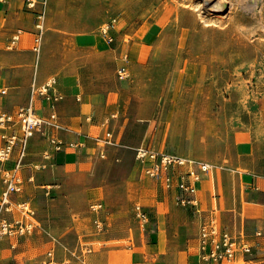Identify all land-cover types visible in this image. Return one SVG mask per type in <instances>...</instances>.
Returning <instances> with one entry per match:
<instances>
[{
    "label": "rangeland",
    "instance_id": "rangeland-1",
    "mask_svg": "<svg viewBox=\"0 0 264 264\" xmlns=\"http://www.w3.org/2000/svg\"><path fill=\"white\" fill-rule=\"evenodd\" d=\"M170 1L51 0L50 2L48 30L42 50L46 70L55 71V74H63L69 70L81 74L84 71L90 83L99 82V85L108 90L113 88L118 90L120 93L118 100L126 105L124 114L128 119V128H124L120 138L124 140L123 147L115 151L111 150L108 153L109 157L88 168L84 185L95 186L106 184L107 181L111 183L128 179L129 201L140 205L154 202L158 197V190L152 187L146 176L137 172L141 171L142 167L136 162L139 146L144 140V145H148L146 142L152 139V145L157 151L190 154L194 157H185L197 163L209 164L208 171L211 170L216 179L217 174L221 177L228 173L232 174L230 178L224 177L226 181L222 182V185L225 188H221L218 194L228 196L230 194L228 186L231 185L236 195L234 199L240 201L243 198L241 192L244 191H247V197L250 198L252 193L245 184L248 181L241 179L240 173L255 174L252 178L253 182L260 176L264 179V31L261 32L264 30V0H225L223 15L209 10L204 0ZM221 18L226 19L223 24ZM193 20L194 25L191 24ZM178 22L180 25H177ZM108 24L110 28L104 31ZM210 25L212 29L208 28ZM154 29L157 30L156 33L160 30V35L156 34ZM211 30L213 33L209 32ZM216 30L221 31V34ZM216 32L217 36H215ZM101 33L114 38L111 41L114 48L111 53L101 52L95 48V39ZM153 34L157 35L155 40L151 38ZM230 34L231 36L228 37ZM230 38L233 41H230ZM202 44L204 45L201 46ZM248 50H251V53ZM121 71L126 75L125 77H122ZM129 71L131 74L128 73ZM143 110L151 113L154 110L157 117L149 130L143 124H133L132 120V123L130 122V119L142 116ZM161 110L165 111L164 117L168 113V118L157 127L156 121ZM244 130H252L259 144L258 150L248 158L240 154L236 148V138H239L242 134L240 132ZM107 131L105 129L103 135L106 134L108 140H114V133ZM38 147L32 150L35 158L41 152V148ZM100 172L109 175L102 177L98 175L101 174ZM59 176L56 172L45 170L37 177V183L45 185L62 183V177ZM229 179L231 182H228ZM61 189L63 190V187ZM41 190L42 188L33 193L36 204L40 205L38 231L41 235L39 238L41 252H45L53 244L73 260L74 264L78 253L76 251H79L81 244L92 247L93 251L90 253H93L96 237L80 236L96 233L94 216L91 215L90 210L83 215L73 213L76 216V226L73 223L68 226L58 225V230L54 231L56 236L52 237L49 235L47 225L41 224L42 219L48 217L47 196H49ZM112 198H116L115 192ZM112 198L110 197V202L114 203ZM105 199L109 207V201L106 197ZM95 202L100 200L92 201L91 208ZM184 206L195 207V211H198L195 213L197 215L202 213L201 209L196 208L197 204L187 203ZM93 211L95 213L100 210ZM191 211L190 209L187 212L189 220L195 218L194 212ZM200 218L203 223L206 222L204 214ZM193 227H190L191 232ZM107 262L105 258H97V264Z\"/></svg>",
    "mask_w": 264,
    "mask_h": 264
},
{
    "label": "crops",
    "instance_id": "crops-1",
    "mask_svg": "<svg viewBox=\"0 0 264 264\" xmlns=\"http://www.w3.org/2000/svg\"><path fill=\"white\" fill-rule=\"evenodd\" d=\"M26 2L27 0H0V104L6 111L15 112L19 106L33 102L37 112L47 120L53 112L57 113V119L54 123L47 122L43 131L35 132L30 138L22 169L24 193L20 192L13 196L15 201H28L31 204L35 210L31 217L36 228L30 234L0 237V264H41L52 248L60 262L69 260L74 264L73 260L53 244L45 252H41L39 243L41 235L38 231L40 205L36 204V198L33 197V193L41 188L43 193L49 195L48 217L42 219L41 224L47 225L50 236H56L54 231L58 230V225L68 226L73 223L76 226V216L73 213L83 215L90 210L94 216L96 233L80 235L96 237L94 252L90 253L93 251L92 247L81 244L79 251H76L78 253L75 264H97L98 257L108 261L104 264H201L199 234L202 224L211 221H215L220 228L231 232L239 239L247 240L254 245L252 253L240 252L235 264H264L262 176L253 182L255 174L240 173V178L248 181L245 182L246 188L250 190L252 196L248 198L247 191H244L241 192L243 198L237 201L234 199L236 195L231 185L228 186L230 193L228 196L218 194L221 188H225L222 185V182L226 181L224 177L230 178L232 174L228 173L223 177L217 174L216 179L211 170L203 172L196 194L198 198L196 208L201 209L200 215L195 214L198 212L195 211V207L180 204V197L185 195L183 190L178 187L172 189L164 187L161 181L149 177L143 169L137 172L146 176L152 187L158 190V197L154 202L140 205L129 201L128 179L111 183L107 181L106 184L95 186L84 185L88 168L109 157L108 153L111 150L123 147L124 140L120 138L124 128H128V119L124 114L126 105L118 100L117 97L120 95L118 90L114 88L108 90L99 85V82L90 83L84 71L81 74L71 70L55 74V71L46 70L42 50L48 30L51 0H48L47 4L46 29L39 53L33 49L36 9H30ZM42 6L40 0L37 8ZM19 30L20 39L13 44V36ZM154 32L157 30L154 29ZM160 33L159 30L156 34ZM156 34L151 38H156ZM94 43L95 48L101 52L111 53L114 50L105 33L97 36ZM52 77L57 79L56 89L64 98L54 104L42 96L34 98V86L42 85ZM164 112L161 110L159 113L157 127L168 118V113L164 117ZM150 113L143 110L142 116L132 118L130 122L132 120L133 124H143L149 130L157 118L154 110ZM105 129L108 131L111 129L110 132L115 135L114 140H108L106 134L103 135ZM240 133H242L239 135L240 139L236 138V148L240 154L248 158L258 150L259 144L252 130ZM102 142L105 144H101ZM146 143L155 149L152 139ZM2 144L3 139L0 135V145ZM144 144L145 140L141 145ZM36 146L41 148L37 158L32 155V150ZM16 152L17 148L15 154ZM170 152L184 157H194L190 154ZM14 158L15 156L13 159L0 161V198L4 187L5 170L13 168ZM195 169L201 171L200 163L195 165ZM45 170L60 175L62 183L49 185L37 183V177ZM100 173L98 175L102 177L109 175ZM228 182H231L230 179ZM114 192L115 199L112 198ZM105 197L109 201V207ZM110 197L114 203L110 202ZM95 200L103 202L105 207L94 213L91 202ZM139 207L146 213V218L140 216ZM190 209L195 214L192 220H189L187 215ZM203 214L206 216L205 223L200 218ZM5 215L13 218L21 216V213L14 211ZM191 226H194L192 232Z\"/></svg>",
    "mask_w": 264,
    "mask_h": 264
},
{
    "label": "built area",
    "instance_id": "built-area-1",
    "mask_svg": "<svg viewBox=\"0 0 264 264\" xmlns=\"http://www.w3.org/2000/svg\"><path fill=\"white\" fill-rule=\"evenodd\" d=\"M39 2L40 0H27L26 2L30 9H36V32L33 49L38 53L41 50L46 29L45 20L48 0H41L43 6L37 8ZM108 28H110L109 24L104 31ZM20 34L21 30L13 36V44L20 39ZM109 39L112 41L114 38L110 36ZM122 71L121 75L125 77L126 75ZM56 84L57 79L52 77L46 83L34 86L33 97L42 96L51 104L61 101L64 95L56 89ZM49 118L47 120L39 114L33 102L19 106L15 112L6 111L0 104V135L3 139V144L0 145V161L10 160L15 156L13 168L5 170L3 177L4 187L0 198V237L30 234L36 228V224L31 217L35 210L28 201H15L13 196L24 190L22 169L25 164L24 160L27 156L30 138L35 132L43 131L47 122L54 123L57 119V113L53 112ZM16 148L17 152L15 154ZM58 148H60V144H58ZM136 159L145 173L149 177L161 181L164 187L169 189L178 187L183 190L185 195L180 197L181 203L198 204L196 195L198 183L201 180L202 173L209 170V164L200 163L201 171H197L195 160L174 153L160 152L147 145L139 146ZM186 166L188 168H185ZM103 206V202L100 201L95 202L92 208L93 210H101ZM139 209L140 216L146 218V213L143 212L141 207ZM14 211H19L21 216L10 218L5 215V213ZM200 240L201 264H235L240 252L250 254L254 250L252 243L241 240L231 232L220 228L215 221H211L202 227ZM41 264L72 263L69 260L60 262L56 257L55 250L52 248Z\"/></svg>",
    "mask_w": 264,
    "mask_h": 264
},
{
    "label": "bare ground",
    "instance_id": "bare-ground-1",
    "mask_svg": "<svg viewBox=\"0 0 264 264\" xmlns=\"http://www.w3.org/2000/svg\"><path fill=\"white\" fill-rule=\"evenodd\" d=\"M171 1H172V0H171ZM171 1H170V2H171ZM178 1H179V0H178ZM191 1H192V0H191ZM236 1H237V0H236ZM158 2H159V1H158ZM186 2H188V1H186ZM250 2H251V1H250ZM259 2H260V1H259ZM168 3H169V2H168ZM188 3H189V2H188ZM204 3H205L207 6H209V10L213 11V13H217L218 15H223L222 12L225 11V7H226V2H225V0H204ZM193 4H194V2H193ZM173 5H174V4H172V6H173ZM231 5H232V4H231ZM234 5H235V4H234ZM249 5H250V4H249ZM174 6H175V5H174ZM237 6H238V4H237ZM237 6H236V7H237ZM255 6H256V5H255ZM163 7H164V6H163ZM175 7H176V6H175ZM181 7H182V6H181ZM184 7H185V6H184ZM239 7H240V6H239ZM167 8H168V7H167ZM187 8H188V7H187ZM187 8H186V9H187ZM189 8H190V7H189ZM186 9H185V10H186ZM201 9H202V8H201ZM232 9H233V7H232ZM251 9H252V8H251ZM187 10H188V9H187ZM189 10H190V9H189ZM191 10H193V9H191ZM235 10H236V8H235ZM242 10H243V9H242ZM163 11H164V10H163ZM183 11H184V10H183ZM200 11H201V10H200ZM178 12H179V10H178ZM185 12H186V11H185ZM189 12H190V11H189ZM193 12H194V11H193ZM247 12H248V11H247ZM251 12H252V11H251ZM187 13H188V12H187ZM230 13H232V12H230ZM242 13H243V12H242ZM244 13H246V12H244ZM254 13H255V12H254ZM182 14H183V13H182ZM190 14H191V13H190ZM195 14H196V13H195ZM239 14H240V13H239ZM261 14H262V13H261ZM191 15H192V14H191ZM193 15H194V14H193ZM207 15H208V14H207ZM242 15H243V14H242ZM244 15H245V17L247 16L246 14H244ZM176 16H177V15H176ZM196 16H197V15H196ZM214 16H216V15L214 14ZM235 16H236V14H235ZM198 17H199V16H198ZM229 17H230V16H229ZM247 17H248V16H247ZM247 17H246V19H248ZM260 17H261V16H260ZM263 17H264V16H263ZM263 17H262V18H263ZM195 18H197V17H195ZM215 18H216V17H215ZM218 18H219V17H218ZM262 18H261V19H262ZM191 19H193V17H192ZM224 19H225V18H224ZM224 19L221 18V22H222V24L224 23ZM198 20H199V19H198ZM225 20H226V19H225ZM262 20H263V19H262ZM195 21H196V20H195ZM213 21L215 22V21H217V20H213ZM227 21H228V20H227ZM230 21H231V20H229V22H230ZM244 21H245V20H244ZM253 21H254V20H253ZM259 21H260V20H259ZM206 22H207V21H206ZM208 22H209V21H208ZM233 22H234V21H233ZM233 22H232V23H233ZM251 22H252V20H251ZM261 22H262V21H261ZM199 23H201V22H199ZM236 23H237V22H236ZM28 24H29V23H28ZM178 24H179V22L177 23V25H178ZM191 24L194 25V20H193V23H191ZM179 25H180V24H179ZM181 25H183V23H182ZM197 25H198V24H197ZM197 25H196V26H197ZM202 25H203V24H202ZM232 25H234V24H232ZM263 25H264V24H263ZM239 26H240V25H239ZM242 26H243V25H242ZM192 27H193V26H192ZM192 27H191V28H192ZM203 27H205V26H203ZM228 27H229V26H228ZM228 27L226 26V28H228ZM230 27H231V24H230ZM230 27H229V28H230ZM232 27H234V26H232ZM235 27H236V26H235ZM243 27L245 28V26H243ZM243 27H242V28H243ZM258 27H259V26H258ZM263 27H264V26H263ZM32 28H33V27H32ZM184 28H186V27H184ZM195 28H196V27H195ZM200 28H201V27H200ZM208 28H211V29H212L211 25H210ZM229 28H228V29H229ZM237 28H239L238 25H237ZM244 28H243V29H244ZM198 29H199V28H198ZM204 29H206V28H204ZM204 29H203V30H204ZM220 29H221V28H220ZM232 29H233V28H232ZM243 29H242V30H243ZM246 29H248V28H246ZM246 29H245V30H246ZM249 29H250V28H249ZM259 29H262V28H259ZM189 30H190V29H189ZM201 30H202V29H201ZM201 30H200V31H201ZM203 30H202V31H203ZM209 30H210V29H209ZM238 30H239V29H238ZM238 30H237V31H238ZM197 31H199V30H197ZM205 31H206V30H205ZM216 31H217V30H216ZM223 31H224V29H223ZM223 31H222V32H223ZM235 31H236V30H235ZM237 31H236V32H237ZM239 31H240V30H239ZM263 31H264V30H261L262 33H263ZM180 32H181V31H180ZM209 32H212V30L209 31ZM217 32H219V31H217ZM217 32H216V35L214 34L215 36H217ZM220 32H221V31H220ZM220 32H219V33H220ZM231 32H232V31H231ZM244 32H245V31H244ZM247 32H248V31H247ZM253 32H254V31H253ZM200 33H201V32H200ZM207 33H208V32H207ZM212 33H213V32H212ZM232 33H233V32H232ZM232 33H231V34H232ZM237 33H239V32H237ZM251 33H252V31H251ZM180 34H181V33H180ZM196 34H197V33H196ZM196 34H195V35H196ZM220 34H221V33H220ZM231 34H230L228 37H230ZM240 34H241V31H240ZM242 34H243V33H242ZM246 34H247V33H246ZM256 34H257V33H256ZM197 35H199V34H197ZM200 35H202V34H200ZM218 35H219V34H218ZM224 35L226 36L225 32H224ZM224 35H223V36H224ZM248 35H249V33H248ZM251 35H252V34H251ZM169 36H170V35H169ZM187 36H188V35H187ZM203 36H204V35H203ZM223 36H222V37H223ZM236 36H237V35H236ZM243 36H244V35H243ZM243 36H242V38H243ZM249 36H250V35H249ZM260 36H261V35H260ZM170 37H171V36H170ZM195 37H197V39H199L198 36H195ZM205 37H206V34H205ZM220 37H221V36H220ZM226 37H227V36H226ZM200 38H202V37H200ZM203 38H204V37H203ZM216 38L219 39V37H216ZM245 38H247V37L245 36ZM248 38H249V37H248ZM211 39H212V38H211ZM213 39H214V38H213ZM223 39H224V38H223ZM233 39H234V38H233ZM235 39H237V38H235ZM249 39H250V38H249ZM249 39H248V40H249ZM251 39H252V38H251ZM176 40H177V39H176ZM195 40H196V39H195ZM220 40H221V39H220ZM238 40H239V39H238ZM246 40H247V39H246ZM211 41H212V40H211ZM215 41H216V39H215ZM218 41H219V40H218ZM223 41H225V39H224ZM230 41H233V40H231V38H230ZM235 41H236V40H235ZM260 41H261V40H260ZM189 42H190V41H189ZM193 42H194V41H193ZM209 42H210V41H209ZM213 42H214V41H213ZM213 42H212V43H213ZM249 42H250V41H249ZM255 42H256V41H255ZM261 42H262V41H261ZM261 42H260V43H261ZM201 43H202V42H201ZM203 43H204V42H203ZM206 43H207V42H206ZM210 43H211V42H210ZM217 43H218V42H217ZM217 43H216V44H217ZM226 43H227V42H226ZM229 43H230V42H229ZM234 43H235V42H234ZM251 43H252V42H251ZM262 43H263V42H262ZM187 44H188V43H187ZM190 44H192V41H191ZM221 44H222V43H221ZM235 44H236V43H235ZM238 44H239V42H238ZM241 44H242V43H241ZM177 45H178V44H177ZM203 45H204V44H202L201 46H203ZM210 45H212V44H210ZM219 45H220V43H219ZM224 45H225V44H224ZM226 45H227V44H226ZM236 45H237V44H236ZM248 45H250V44H248ZM253 45H254V44H253ZM253 45H252V46H253ZM262 45H263V44H262ZM262 45H261V47H262ZM207 46H208V45H207ZM214 46H216V45H214ZM237 46H239V45H237ZM242 46H244V45L242 44ZM242 46H241V47H242ZM257 46H258V45H257ZM180 47H181V46H180ZM190 47H191V45H190ZM192 47H193V46H192ZM224 47H225V46H224ZM224 47H223V48H224ZM247 47H248V46H247ZM195 48H196V47H195ZM195 48H194V49H195ZM230 48H231V47H230ZM237 48H239V47H237ZM189 49H190V48H189ZM196 49H197V48H196ZM206 49H207V47H206ZM245 49H246V48H245ZM248 49H249V48H248ZM250 49H252V48L250 47ZM256 49H258V48H256ZM187 50H188V49H187ZM192 50H193V49H192ZM210 50H211V49H210ZM216 50H217V48H216ZM220 50H221V49H220ZM232 50H234V49H232ZM253 50H254V49H253ZM258 50H259V49H258ZM182 51H183V50H182ZM193 51H195V50H193ZM199 51H200V50H199ZM208 51H209V50H208ZM237 51H238V50H237ZM242 51H244V50H242ZM248 51H249V50H248ZM250 51H251V50H250ZM250 51H249V52H250ZM254 51H255V50H254ZM195 52H196V51H195ZM230 52H231V51H230ZM230 52H229V53H230ZM198 53H199V52H198ZM250 53H251V52H250ZM256 53H257V52H256ZM184 54H185V53H184ZM186 54H187V53H186ZM186 54H185V55H186ZM191 54L194 55V53H191ZM191 54H190V55H191ZM195 54H196V53H195ZM225 54H226V53H225ZM240 54H241V53H240ZM207 55H208V54H207ZM209 55H210V54H209ZM209 55H208V56H209ZM232 55H233V54H232ZM237 55H238V54H237ZM255 55H256V54H255ZM191 56H192V55H191ZM191 56H190V57H191ZM225 56H226V55H225ZM227 56H229V55H227ZM185 58H186V57H185ZM191 58H192V57H191ZM241 58H242V56H241ZM180 59H181V58H180ZM189 59H190V58H189ZM193 59H194V58H193ZM195 59H196V58H195ZM227 59H229V58H227ZM238 59H239V58H238ZM187 60H188V59H187ZM197 60H198V59H197ZM205 60H206V59H205ZM208 60H209V59H208ZM228 61H229V60H228ZM177 63H178V62H177ZM196 63H197V61H196ZM210 65H211V64H210ZM225 65H227V62H226ZM228 65H229V64H228ZM233 65H234V64H233ZM216 66H217V65H216ZM218 66H219V65H218ZM231 66H232V65H231ZM253 66H254V65H253ZM217 68H219V67H217ZM217 68H216V70H217ZM221 68H222V67H221ZM230 68H231V67H230ZM202 69H203V68H202ZM209 70H210V69H209ZM231 70H233V69L231 68ZM219 71H222V70H220V68H219ZM223 71H224V70H223ZM226 71H227V70H226ZM249 71H250V70H249ZM208 72H209V71H208ZM231 72H232V71H231ZM128 73L131 74L130 71H129ZM183 73H184V72H183ZM209 73H210V72H209ZM218 73H219V72H218ZM218 73H217V74H218ZM135 74H136V73H135ZM167 74H168V73H167ZM171 74H172V73H171ZM204 74H205V73H204ZM220 74H221V73H220ZM224 74H225V73H223V75H224ZM226 74H227V73H226ZM228 74H229V73H228ZM169 75H170V74H169ZM183 75H184V74H183ZM179 76H180V75H179ZM225 76H226V75H225ZM170 77H171V76H170ZM227 77H228V76H227ZM183 78H184V77H183ZM202 78H203V77H202ZM223 78H224V77H223ZM218 79H219V78H218ZM228 79H229V78H228ZM182 80H183V79H182ZM201 80H202V79H201ZM223 80H224V79H223ZM225 80H226V79H225ZM230 80H231V78H230ZM199 84H200V83H199ZM208 84H209V83H208ZM219 84H220V83H219ZM201 85H202V82H201ZM176 87H177V86H176ZM191 87H194V86H191ZM197 87H198V86H197ZM205 88H206V87H205ZM187 89H188V88H187ZM196 89H197V88H196ZM206 89H207V88H206ZM208 89H209V88H208ZM205 92H206V91H205ZM185 93H186V92H185ZM206 93H207V92H206ZM202 96H203V95H202ZM182 97H183V96H182ZM233 97H234V96H233ZM198 98H199V97H198ZM237 98H238V97H237ZM205 99H206V98H205ZM233 99H234V98H233ZM203 100H204V99H203ZM198 102H199V101H198ZM224 102H225V101H224ZM196 104H197V103H196ZM260 104H261V103H260ZM182 105H183V104H182ZM188 105H189V104H188ZM188 105H187V106H188ZM218 105H219V104H218ZM222 105H223V104H222ZM214 106H215V105H214ZM216 106H217V105H216ZM255 106H256V105H255ZM257 106H258V105H257ZM253 107H254V105H253ZM224 110H225V109H224ZM199 111H200V110H199ZM195 114H196V113H195ZM195 148H196V147H195ZM195 150H196V149H195ZM165 232H166V231H165ZM258 262H259V261H258ZM252 264H253V263H252Z\"/></svg>",
    "mask_w": 264,
    "mask_h": 264
}]
</instances>
